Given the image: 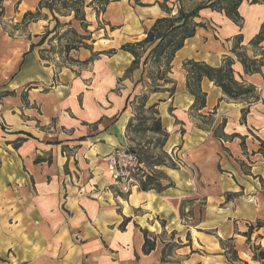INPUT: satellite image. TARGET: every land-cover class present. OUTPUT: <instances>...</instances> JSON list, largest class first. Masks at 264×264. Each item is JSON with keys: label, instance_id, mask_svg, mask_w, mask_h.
<instances>
[{"label": "crops", "instance_id": "0c3cea01", "mask_svg": "<svg viewBox=\"0 0 264 264\" xmlns=\"http://www.w3.org/2000/svg\"><path fill=\"white\" fill-rule=\"evenodd\" d=\"M39 2L5 0L4 17H21ZM112 4L106 11L111 23L131 39L145 37L155 6L140 12L129 7L132 11L121 13L119 22L111 19ZM239 13L244 24L238 32L223 17V29L232 30V36L213 25L197 28L171 62L173 96L157 93L168 95L158 97L156 107L168 134L165 148L183 152L186 166H162L168 178L160 180L162 190H134L126 199L107 187L104 159L116 148L132 146L129 101L143 76L139 69L126 74L132 55H100L81 72L55 73L35 45L39 37L30 28L36 23L28 26V36L18 37L9 35L0 19V264H172L166 262L170 256L163 258L164 241L156 237L165 230L190 235L175 251L180 264H264L252 253L253 246L264 249V227L255 228L264 221V60L260 72L246 73L237 53L242 48L232 45V38L242 34L240 45L252 48L251 57L242 54L261 60L264 41L257 47L250 41L264 21V3L243 2ZM227 57L236 75L255 87L258 100H230L204 78L205 106L195 108L183 63L219 67ZM208 117L212 124L204 126L201 121ZM250 226L248 241L243 233ZM144 230L155 238L148 254ZM225 241L234 245L237 262L226 254Z\"/></svg>", "mask_w": 264, "mask_h": 264}, {"label": "rangeland", "instance_id": "374dc122", "mask_svg": "<svg viewBox=\"0 0 264 264\" xmlns=\"http://www.w3.org/2000/svg\"><path fill=\"white\" fill-rule=\"evenodd\" d=\"M92 1L93 0H43V5L39 10L35 9L31 11L34 14L39 12L35 15L37 18L35 21H31L32 19L29 17L28 20L30 22L27 21L24 23V15L20 17V15L16 16L14 14V19L9 20V18L4 17L5 12L1 17V21L3 27L6 28L9 35L18 37L28 36V26L32 23H36L35 25L31 26L30 31L37 34L39 37L34 39L36 41V46L43 38L41 41L43 43L39 46V55L40 58H42L44 64L51 66L55 73L65 69L81 72L89 64H83V61L89 59L92 52H107L111 49H115L116 52H118L121 51L120 47L123 44L134 43L145 38L142 37L141 39H131L129 35L125 33L124 30H122L121 25L119 26V24H112L108 19L109 15L106 14V11H108V6L105 9V12H102L101 0H95L93 4L91 3ZM110 1L113 3L109 8V10L113 8L111 19L113 20L114 18H117L119 22L121 21V13L126 15L128 12L132 11L129 7L140 12V8L144 6H155L157 12H151V17H148H155L154 21L157 18L165 16V13L156 3L162 2L163 0H157L155 5L153 3L151 4L147 2V0H145L144 3L142 2L144 0H125V7L122 9L120 8L121 0ZM171 1L167 3V7L172 11V14H175L178 10V4H174ZM245 5H249L248 2H245ZM2 7L5 11V7L7 6L5 3H2ZM48 7L51 8L52 11L49 10ZM114 7H117L119 10L114 9ZM21 10H23V8H21ZM10 13L11 11L9 12V15ZM135 14H137V12H135ZM76 15L77 19H75ZM83 17L85 19V25L81 24L79 21V19ZM223 17L225 16L222 14L210 12L208 10L204 11L203 14H200L199 18H202L203 23L208 27L212 28L213 25L217 31L220 30L221 33H225L224 35L232 36V30L223 29L224 23L226 21ZM55 19H57L58 22H56ZM122 21H124L123 18ZM243 21L244 17L241 15V19L238 23L232 22L236 27H238V29L235 30L236 32L242 29L244 24ZM123 23V25H125V22ZM249 30L250 29L248 28L246 32L247 35L249 34ZM237 38L238 37L235 36L232 38L233 47L238 49L242 48V51L237 53L240 54L245 51L246 54L251 57L250 50L252 48L249 45L242 47L240 44H237ZM152 47V45H146L142 49H137L140 59L139 70H141L140 67L143 66V59L150 55ZM95 58L91 60V63L95 60ZM259 58L260 57H258V59ZM259 61L262 62V60ZM143 69H145V72H142L143 82L135 85L134 89H132V94L130 95L129 104L133 111V117L131 119L132 122L127 129V136L132 142L131 147L138 152L141 159L150 168L149 177L155 179L153 184H157L158 179L162 180L163 182L168 181L166 175L161 171L162 166L170 169H181L184 168L186 164L184 160H182L181 163L178 161L175 163L170 159L168 153H173V150L171 149L169 151L168 148H165L168 136L166 138L162 135L164 133H155L153 130L155 120L160 118L158 110V114L156 113L157 108L154 110L152 106L158 105L157 101L161 100L158 99V97H167L168 95L164 94L157 96V93L164 92V90L155 92L156 94L152 95L154 93V88L151 80L148 79V77H151V74L155 73V68L151 60L147 61V64ZM133 71L134 70H132L127 75L131 74ZM170 87L171 86L168 85V88ZM251 101L253 102V100ZM201 122L206 126L212 124L210 123V117L203 119ZM65 153L66 156H69L72 152L66 151ZM175 153L177 155L179 154V151L177 150ZM110 190L115 192L117 196L126 199V195L121 194L119 191L113 188H110ZM178 235L179 234L177 232L165 230L159 232V234L156 236L159 240H161V242L164 241V247L162 251L165 252V256H170L172 258L170 260H166V262H170L172 264H180L181 261L180 256H178V253L175 252L179 247L178 243H185L184 241H188L190 239L189 233L182 234L181 237ZM223 245L228 257L232 258L231 252L233 251L234 245L228 241H225ZM254 247L255 246L252 248V253L257 254V250L255 249L256 247Z\"/></svg>", "mask_w": 264, "mask_h": 264}, {"label": "trees", "instance_id": "16d2710c", "mask_svg": "<svg viewBox=\"0 0 264 264\" xmlns=\"http://www.w3.org/2000/svg\"><path fill=\"white\" fill-rule=\"evenodd\" d=\"M14 1L16 5L21 3V0ZM170 1L171 0H163L162 2H156L161 10L165 13V16L157 18L154 21L151 28L145 32V38L143 40L136 41L134 43L123 44L120 47V50L130 53L133 57L131 66L126 72V74H128L132 70L139 69L140 59L139 54L137 53V49H142L146 45H152L153 47L151 49L150 55L143 59V66H141L140 69L144 73V66L147 64V61L151 60L155 68V73L151 74V77L149 76L148 79H150L151 83L153 84V92L155 93L160 90H164L168 92L171 97L175 92L174 82L169 78V74L171 73V62L175 56V53L184 46L185 41L189 38L194 37L197 28H205L206 25L199 18L200 13L202 11L209 10L211 12L222 14L232 22L238 23L241 19L239 8L243 2H248V4L254 5L260 4L262 2L264 3V0H173L171 2H173L174 4H178V10L175 14H172V11L167 7V3ZM4 2L5 0H0V19L5 12L2 7V3ZM94 2L95 0H93L91 3L93 4ZM109 3L110 0H101L102 12H105V9L107 8ZM42 5L43 0H40L36 9L39 10ZM48 9L52 11L51 8L48 7ZM36 14L32 13L31 11L25 12L23 16V22L26 23L27 21H29V17H31V21H35L37 19L35 16ZM75 19H77V15ZM55 21L58 22L57 19H55ZM79 21L81 24L85 25L84 17L80 18ZM42 39L37 44V46H40L43 43L41 42ZM237 40V44H241L242 35H239ZM263 41L264 21L260 27V31L258 32V34L250 41V45L257 47ZM115 53V49H111L107 52H92L89 59L83 61V64L91 63V60L93 58L100 55H113ZM238 58L246 73H258L261 71V67L263 66L262 62L258 60H251L242 53L238 55ZM260 59H264V53L261 54ZM233 65L234 62L229 57L225 58L222 65L219 67H212L204 62H196L193 60H187L183 63V69L186 72L185 86L187 91L195 98V108L202 109L205 106L206 94L201 90V81L204 78L208 79L216 86L221 88L223 94L230 100L247 101L248 104L252 102H249V99L253 101L258 100L259 97L255 87L247 84L240 75H236L233 69ZM140 82H143L142 77L135 83V85ZM170 84H173L172 87L165 88L166 85ZM156 107L157 105L152 106L154 110L156 109ZM248 111V107L241 110L242 118L245 117ZM156 113L158 114L157 109ZM131 122L132 120L129 121L127 129L130 126ZM153 130L155 133H164L162 135L166 138L168 136V134L161 127L160 119L155 120ZM260 148L264 149V141L262 140L260 141ZM153 182H155V179L149 177L148 180L143 183L141 190H162L160 179L157 180V184H153ZM262 227H264V221H257L255 228L260 229ZM253 230L254 227L250 226L248 228V231L243 233L248 241L250 240V235L252 234ZM143 235V252L145 254H148L155 248V238L152 237L153 240H151L150 235L146 230L143 231ZM255 249L258 251V253L253 255V259L264 260V249H261L260 247H256ZM163 254V258H165L164 251ZM231 256V259L233 261H238L237 253L234 249L231 252ZM243 264L248 263L243 262Z\"/></svg>", "mask_w": 264, "mask_h": 264}, {"label": "built area", "instance_id": "2783aa9c", "mask_svg": "<svg viewBox=\"0 0 264 264\" xmlns=\"http://www.w3.org/2000/svg\"><path fill=\"white\" fill-rule=\"evenodd\" d=\"M170 159L177 163L184 160V155L168 153ZM109 175L108 187L129 196L135 190H141L143 183L150 176V168L132 147H119L105 156L104 159Z\"/></svg>", "mask_w": 264, "mask_h": 264}]
</instances>
